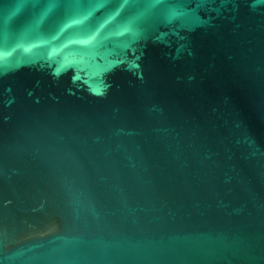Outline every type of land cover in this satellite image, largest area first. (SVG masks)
<instances>
[{
	"label": "water",
	"instance_id": "1",
	"mask_svg": "<svg viewBox=\"0 0 264 264\" xmlns=\"http://www.w3.org/2000/svg\"><path fill=\"white\" fill-rule=\"evenodd\" d=\"M0 264H264V0H0Z\"/></svg>",
	"mask_w": 264,
	"mask_h": 264
}]
</instances>
